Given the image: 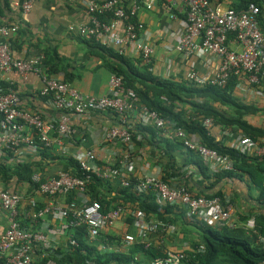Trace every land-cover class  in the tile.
I'll use <instances>...</instances> for the list:
<instances>
[{
  "label": "built area",
  "instance_id": "built-area-1",
  "mask_svg": "<svg viewBox=\"0 0 264 264\" xmlns=\"http://www.w3.org/2000/svg\"><path fill=\"white\" fill-rule=\"evenodd\" d=\"M88 18L87 23L69 27L79 39L105 51H112L118 56L140 60L143 66L153 64L154 47L142 36L143 24L137 20L140 10H153L156 4L164 6L168 13L169 24L178 23L175 36V50L187 57L212 54L218 60L216 74L205 79L195 70H190L188 81L197 88L213 86L224 88L231 75L239 79L235 84L241 86L240 78L249 84L258 85L264 70V35L259 28L257 16L259 8L248 3L243 9H221L211 0H75ZM31 0L21 4L23 12L31 9ZM182 15L181 18L178 16ZM17 25H0V74L14 72L25 78L32 74L40 79L39 95L50 99L53 108L60 112L56 124L55 136L51 135L52 125L42 116L30 112L21 106L19 94L9 89L3 92L0 87V154L9 150L13 160L22 149L36 152V142L45 148H57L61 155H69L64 144L75 136L72 126L73 117L96 113L111 112L115 114V125L103 128L99 132L103 151L111 155L113 164H99L95 153L87 150L72 157L78 162L82 176L64 171L56 177H45L35 172L31 180L38 185V192L46 198L41 208L24 214L37 228H25L17 218L22 196L0 189V212L7 216V227L0 233V264H35L33 255L39 249L46 252L43 257L54 253L42 226L47 220L68 230L84 227L85 239L92 243L108 231L116 228L125 216H130L132 231L115 234L119 243L113 249L124 252L135 244L141 243L144 249L154 245L152 235H159L158 242L166 248L165 256L157 258L150 264H180L185 258L182 251L170 250L169 236L176 232L173 225L147 220L139 208L134 205L119 204L106 213L101 212L98 202L88 203L85 189L90 177L119 181L122 187H129L131 180L135 184V196L152 193L161 204L177 206L188 221L198 220L207 225H221L229 230L244 229L246 233H256L253 219L241 222L228 197H206L193 195L183 182L175 179L162 180L154 175L135 178L129 148L133 146L129 131L130 116L135 114L139 122H149L163 139L179 145L184 150L198 153L205 160H215L224 172L232 171V164L227 156H221L200 143L199 137L188 133L174 123L159 117L154 111L140 106L134 100L131 91L125 88L123 80L113 74L109 76L108 94L100 97H83L68 82L58 77H50L42 68V54L32 58L17 59L9 40L16 35ZM167 31V29H166ZM170 32V31H168ZM236 44V48L231 46ZM188 118L185 116V119ZM207 134L214 127L212 119L201 122ZM35 134V138L32 136ZM86 132L93 138L89 128ZM97 135V136H98ZM80 136V135H79ZM77 137V136H75ZM77 145L85 142L77 137ZM118 145L120 150H114ZM231 148L247 154L252 151L255 158L264 160V139L256 141L248 137H238ZM116 163L117 168H114ZM262 184L264 185V177ZM70 192L76 194L69 203L58 200ZM264 245V236L258 237ZM67 243L76 246L72 232H68ZM129 264H136L135 261ZM51 264V263H50Z\"/></svg>",
  "mask_w": 264,
  "mask_h": 264
},
{
  "label": "crops",
  "instance_id": "crops-1",
  "mask_svg": "<svg viewBox=\"0 0 264 264\" xmlns=\"http://www.w3.org/2000/svg\"><path fill=\"white\" fill-rule=\"evenodd\" d=\"M24 1L27 0H0L2 8L1 25H19L22 28H20L22 34L12 36V39H16L17 46L21 45V49H12L13 56L17 59L32 58L42 54L41 50L44 46L49 45L55 49L57 56L65 66V72L57 76L59 79H64V75L67 73L71 79L68 83L83 97L107 95L108 81L111 75L106 68L109 58L108 53L99 51L91 44L82 41L75 32L69 29V27L85 24L88 21L79 4L75 0H31V9L23 12L21 4ZM248 1L250 0H211L214 6L221 9H241ZM253 1L261 5L259 28L264 34V0ZM178 17L181 18L182 15ZM137 20L144 26L142 32L144 40L154 47L153 64L149 68V73L153 77L162 81L186 84L190 83L187 75L192 69L205 79H210L216 74L218 60L212 54L187 57L176 52L174 48L175 36L172 34L178 31L179 25L177 22L172 25L169 24L168 13L164 6L156 4L153 10H140L137 14ZM231 46L236 48V44L233 42H231ZM0 82L8 84L21 95L20 100L23 108L40 114L52 126L57 123L60 112L53 108L49 98L39 95L41 83L37 76L30 74L22 78L14 72H8L0 74ZM240 82L241 86L235 87L233 91L234 101L240 105L254 108L256 112L245 116V120L256 128L264 129V70L258 85L249 84L245 78H240ZM134 115L130 116V122L137 121ZM143 124L150 125L153 128L149 122H143ZM114 125L115 121L112 114L108 112L81 117L74 116L72 126L75 130V136L82 137V131H86L87 128L96 136L92 138L89 135L90 139L85 141L82 146L77 145V137H74V140L66 141L64 146L71 156L91 150L95 153L98 161L104 164H113L115 159L103 151V145L100 143L98 134L103 128ZM54 134L55 132L52 129L51 135L54 136ZM211 134L216 140L228 147H231L238 137H245L239 130L219 129L217 127L211 129ZM152 138L153 136L149 135L147 141L144 140L139 145L129 148L135 178L144 175L161 177L165 174L169 165V158L172 156L175 160V162H172L174 163L175 173H185V185L193 195L212 196L220 192L224 197L232 200L238 215L250 216L251 218L264 213V201L260 196V192L255 189L247 175L216 179L214 174L224 171L221 170L220 165L215 160L202 159L200 169L193 165L183 167L184 160L182 157L185 154L179 145L166 144L165 139L158 135L156 138ZM115 148L120 150L118 145L114 146V150ZM53 150L58 152L57 148ZM245 155L250 158L254 157L252 151ZM29 157L36 159V152L24 148L19 152L18 157L15 158L16 160L13 161ZM43 167L45 177H56L63 172L62 165L54 161L44 163ZM170 172L168 171V173ZM16 193L23 198L18 210L19 214L23 216L34 210L36 206L44 205L46 201V198L36 191L27 194L26 190L18 188ZM170 212L171 214L180 213L178 208L173 207ZM171 214L166 217H172ZM23 220H26V225L32 229L40 226V224H34L30 219H26L25 216ZM175 226L177 233L173 239H169L170 250L183 251L189 246L187 239H196L195 229L189 224L186 227L188 232L184 233L179 225ZM6 227L7 216L4 212H0V233L4 232ZM42 229L51 247L56 249L66 245L68 231L65 228L47 220ZM130 231H132V228L126 222L125 216L114 230L108 232L122 234ZM154 245L160 247L163 244L155 239ZM163 250L165 251L166 248L163 247ZM37 252H42L41 254L38 253L42 258L46 254L44 250L40 249ZM37 252L33 255L34 261L39 258Z\"/></svg>",
  "mask_w": 264,
  "mask_h": 264
},
{
  "label": "trees",
  "instance_id": "trees-1",
  "mask_svg": "<svg viewBox=\"0 0 264 264\" xmlns=\"http://www.w3.org/2000/svg\"><path fill=\"white\" fill-rule=\"evenodd\" d=\"M248 3H253L259 8L257 16L259 24L261 5L250 0L243 5V8ZM0 16H2L1 6ZM17 27L19 30L16 34H22V28L19 25ZM9 42L11 49H21V45L17 46L16 39L11 38ZM96 49L108 53L109 58L106 68L110 74L122 78L125 88L131 91L138 105L154 111L159 117L169 120L188 133L197 135L203 146L230 159L232 171L217 172L214 174L216 179L239 177L245 174L249 177L255 189L260 192V196L264 201V185L262 184L264 160L255 157L250 158L234 148L225 146L216 140L212 134H207L201 125L203 119L210 118L214 123V127L219 129L239 130L243 136L254 141L264 139V129L256 128L245 120V116L254 114L256 110L250 106L240 105L233 99L235 84L239 79L237 76L231 75L222 89L213 86L197 88L191 83L178 84L156 79L149 73V67L140 64V60H130L99 47H96ZM41 53L44 56L42 68L48 76L57 77L60 73L65 72V66L57 56L54 48L49 45L44 46ZM64 76L63 80L70 83L69 75L65 73ZM0 87L3 92L12 89L4 82H0ZM108 113L112 114L115 121V114ZM185 116L188 118L185 119ZM56 124L52 126L54 132ZM130 126L129 131L132 134L133 146L139 145L144 140L147 141L149 135L153 138L157 137L155 129L150 125L143 124V122H131ZM82 134L85 141L90 139L85 130L82 131ZM32 136L35 138L34 133ZM74 137L66 141L74 140ZM164 142L174 145L166 139ZM36 144V159L29 157L13 161V154L9 150H4L0 154V189L10 193L16 192L18 188L26 190L27 194L38 192V185L32 182L31 177L35 172L44 176V163L47 164L50 161L62 165L63 172L70 171L71 174L82 176L79 164L72 156L61 155L55 152L53 148H45L37 142ZM182 151L185 154L182 157L184 160L182 166L190 167L189 165H193L200 169L202 158L198 153L184 149ZM172 162H175V160L170 156L167 170L160 178L162 180L174 178L185 184V173L176 174ZM98 163L103 164L100 161ZM113 167L117 168L116 163ZM177 170L179 171V168ZM168 171L171 172L168 173ZM134 182V180H131L129 187H122L119 181L98 179L92 176L85 189L86 200L88 203L98 202L102 213L110 211L119 204L136 205L144 214L145 219H153L173 226L179 225L184 233L188 232L186 227L190 224L195 229L196 239H187L189 246L182 251L185 258L180 264H264V245L258 242V237L264 236V213L251 217L256 233H246L244 229L229 230L218 224L207 225L198 220L189 223L182 213L171 214L170 209L172 207L178 208L177 206L159 203L154 194L149 192L142 196H135L132 188ZM212 196L223 197L220 192ZM74 198H76V194L73 192L63 198L57 197L58 200H62L64 203H69ZM42 206H36L35 209ZM168 214H171L172 217H166ZM23 217L19 214L17 218L21 221L23 227L29 228ZM239 217L243 223L250 219V216L240 215ZM126 222L129 225L132 222V218L128 215L126 216ZM66 230L69 233L72 232L76 246H70L66 243L64 247L56 248L54 253H50L43 258L38 255L42 252H37L39 258H36L35 264H129L135 260V257H139V260L135 261L136 264H150L153 260L165 256L164 246L162 245L160 247L153 245L148 249H144L143 244L138 243L124 252H115L113 249L120 239L111 232H107L98 240L89 243L85 239L86 229L84 227ZM176 233L171 234L169 239H173ZM158 236V234L152 235L151 239H158Z\"/></svg>",
  "mask_w": 264,
  "mask_h": 264
}]
</instances>
